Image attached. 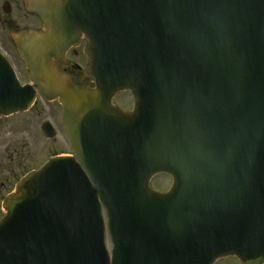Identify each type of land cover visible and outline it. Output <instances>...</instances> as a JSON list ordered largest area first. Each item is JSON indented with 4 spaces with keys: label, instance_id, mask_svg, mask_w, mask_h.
I'll list each match as a JSON object with an SVG mask.
<instances>
[{
    "label": "water",
    "instance_id": "water-1",
    "mask_svg": "<svg viewBox=\"0 0 264 264\" xmlns=\"http://www.w3.org/2000/svg\"><path fill=\"white\" fill-rule=\"evenodd\" d=\"M26 6L44 25L14 36L31 84L0 53V116L27 110L37 90L57 99L74 156L50 158L4 198L0 264H263L264 0ZM81 34L93 88L59 68ZM126 89L131 111L111 102ZM160 172L165 193L149 186Z\"/></svg>",
    "mask_w": 264,
    "mask_h": 264
},
{
    "label": "rangeland",
    "instance_id": "rangeland-1",
    "mask_svg": "<svg viewBox=\"0 0 264 264\" xmlns=\"http://www.w3.org/2000/svg\"><path fill=\"white\" fill-rule=\"evenodd\" d=\"M18 2L17 9H13L9 14H5L0 3L1 18L6 17L13 21V29L0 23V40L18 77L24 83L28 82L29 71L24 66L9 34L12 30L15 33L33 23L37 24L38 20L25 11L22 0ZM113 103L124 110L130 109L132 106L130 93L118 92L113 98ZM61 113L62 108L57 100L47 101L37 94L33 105L28 110L0 117V218L5 214L2 207L4 197L14 189L15 183L25 173L40 167L54 155L72 153L62 127ZM45 120L50 121L54 126L56 130L54 137L48 138L43 134L41 124ZM170 181V176L160 173L150 180V186L155 191L163 192L170 186ZM106 242L110 248L108 235ZM214 264L241 263L236 257L228 256L217 260Z\"/></svg>",
    "mask_w": 264,
    "mask_h": 264
},
{
    "label": "flooded vegetation",
    "instance_id": "flooded-vegetation-1",
    "mask_svg": "<svg viewBox=\"0 0 264 264\" xmlns=\"http://www.w3.org/2000/svg\"><path fill=\"white\" fill-rule=\"evenodd\" d=\"M26 1L27 0H22V5H23L25 11L28 12L29 14H32L33 16H35V18L38 20V23L39 22L40 23L39 24L33 23V25L26 26L23 29H26V28H32V29H36V30L42 29L43 24H42L41 19L39 18V16L36 13L27 10ZM0 3L2 4L1 7H2V10L5 12V14H9L13 9H17V7L19 6L18 0H0ZM5 9L8 10V12H6ZM0 23L8 26L9 29H13V21L9 20L6 17H4L2 19L0 16ZM13 32H14V30H12V32L9 34V36L11 38H12ZM1 43L2 42L0 40V49L3 53H5L4 49L2 48ZM86 46H87V40L84 37H81L79 44L77 46L70 47L66 51L65 56H64V60H63L64 63L62 65H60V67L64 72H66L70 75H73L77 79V81L85 82L89 85H92V83H93L92 78L90 76H87L85 73L83 74V72H82L86 69V67L89 64V60L86 57L85 52H84ZM91 81H92V83H91Z\"/></svg>",
    "mask_w": 264,
    "mask_h": 264
}]
</instances>
